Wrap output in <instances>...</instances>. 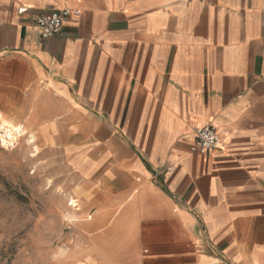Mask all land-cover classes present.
I'll return each mask as SVG.
<instances>
[{
    "label": "crops",
    "instance_id": "1",
    "mask_svg": "<svg viewBox=\"0 0 264 264\" xmlns=\"http://www.w3.org/2000/svg\"><path fill=\"white\" fill-rule=\"evenodd\" d=\"M0 91L77 173L80 264H264V0H0Z\"/></svg>",
    "mask_w": 264,
    "mask_h": 264
},
{
    "label": "rangeland",
    "instance_id": "2",
    "mask_svg": "<svg viewBox=\"0 0 264 264\" xmlns=\"http://www.w3.org/2000/svg\"><path fill=\"white\" fill-rule=\"evenodd\" d=\"M4 93L0 91V109L9 110L5 104L10 102L25 103L22 97H1ZM12 110L4 118L21 124L22 114ZM25 128L38 141L36 156H31L34 149L26 135L6 145L0 136V264H80V195L69 190L79 184L77 173L62 148H51V141H39ZM73 199L77 207L71 205Z\"/></svg>",
    "mask_w": 264,
    "mask_h": 264
},
{
    "label": "built area",
    "instance_id": "3",
    "mask_svg": "<svg viewBox=\"0 0 264 264\" xmlns=\"http://www.w3.org/2000/svg\"><path fill=\"white\" fill-rule=\"evenodd\" d=\"M26 8H20L19 12H25ZM78 9L63 8L51 13L38 14L35 22L40 28L41 36L49 38L60 34L64 21L71 16H80ZM221 139L217 127L212 123L203 125L196 135V140L192 146L193 151L207 154L220 147Z\"/></svg>",
    "mask_w": 264,
    "mask_h": 264
},
{
    "label": "bare ground",
    "instance_id": "4",
    "mask_svg": "<svg viewBox=\"0 0 264 264\" xmlns=\"http://www.w3.org/2000/svg\"><path fill=\"white\" fill-rule=\"evenodd\" d=\"M1 118V123H0V129L2 130L1 136V141L6 144H11L14 143V141H17L18 137H21L22 135H26L28 137V145L29 147L33 148L32 150V155L31 156H36L39 148L37 146L38 141L35 140V136L31 135L28 136V132L26 131V128L22 124H13L11 120H8L4 118V115L1 113L0 114ZM39 137V136H38ZM77 200H72L71 205L77 207L78 204L76 203Z\"/></svg>",
    "mask_w": 264,
    "mask_h": 264
}]
</instances>
